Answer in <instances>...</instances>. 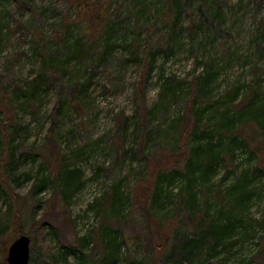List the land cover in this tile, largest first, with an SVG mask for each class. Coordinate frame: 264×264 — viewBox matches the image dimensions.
<instances>
[{
    "label": "rangeland",
    "instance_id": "rangeland-1",
    "mask_svg": "<svg viewBox=\"0 0 264 264\" xmlns=\"http://www.w3.org/2000/svg\"><path fill=\"white\" fill-rule=\"evenodd\" d=\"M75 1L0 0V109H5L1 98L8 101L10 89L20 87L11 112L0 114L6 193L0 199V264H9L16 214L22 233L31 238L29 264H104L99 204L115 185L123 200L121 221L111 211L108 221L122 244L117 264H151L136 206L129 205L131 194L148 178L150 164L134 150L152 157L159 150L182 154L194 144L184 133V115L194 77L209 66L214 74L196 107L224 101L233 89L238 99L250 86L264 93V0H182L188 7L178 21L168 12L167 0H82L77 6ZM97 12L110 18L113 32L97 35L96 46L86 54L70 56L74 43L92 28L80 19ZM50 61L58 66V81L45 77ZM74 86L76 108L59 114V97L67 101ZM209 115L217 117L206 112L203 119ZM143 130L149 133L144 143ZM258 132L247 127L243 133ZM9 134L16 137L13 143ZM63 162L82 172L73 183L81 187L72 194L59 183ZM258 163L264 166V150L255 159L238 149L231 162L220 161L206 183L213 219L234 228L216 259L203 249L194 264H256L264 254V174ZM244 175L253 192L246 208L233 210L226 206L233 200L230 188ZM42 182L35 193L34 185ZM200 184L197 180L193 188L202 201ZM184 187L181 177L163 184L162 215L176 217ZM179 225L181 235L187 234ZM78 243L83 252L75 255L70 247Z\"/></svg>",
    "mask_w": 264,
    "mask_h": 264
},
{
    "label": "trees",
    "instance_id": "trees-1",
    "mask_svg": "<svg viewBox=\"0 0 264 264\" xmlns=\"http://www.w3.org/2000/svg\"><path fill=\"white\" fill-rule=\"evenodd\" d=\"M81 2L82 0H76V6ZM167 2L168 12L172 14L175 21H178L188 5L183 3L182 0H167ZM213 2L217 3L219 0H213ZM96 14L89 18L80 19L84 22L86 20L89 21L92 28L74 43L70 50V56L76 57L82 53L86 54L87 50L91 51L96 46L97 35L100 33L102 35V32L108 34L113 32L114 26L109 23L110 18H106L98 14V12ZM217 14L219 15V11ZM177 25L178 23H175V26ZM2 35V28H0V38ZM134 44L138 46V41L134 40ZM45 66L49 67V70L45 73L46 79L58 81V66H53L51 61L50 65L46 64ZM213 74L212 67H207L203 75L194 77L195 84L191 86V91L193 90L194 94L192 100L187 104L188 112L187 116L184 115L183 124L185 135L188 134L187 137L192 136L194 139L192 146L187 145L186 150L182 154L159 150L156 154H153L154 158H152L153 155L152 157L144 156L143 149L134 150V154H140L141 158L150 164L148 178H143L142 185L136 190L134 195L131 194L132 201L129 205L131 207L136 206L137 221L138 224H141L144 231L143 238L152 250L151 264H162L163 260H171L173 264H194L196 257L203 249H207L208 253L213 257L212 260L216 259L219 247H226L227 240L225 239L233 231L234 225L231 222L217 224L213 219L207 197L211 187L206 183L212 178L220 161L231 162L233 160L236 150L244 149L255 159H260V153L264 150V141L261 139L264 138V93L258 92L250 86L247 92L238 99V89H233L227 92V97L224 101L209 100L203 102V105L196 107L197 98L206 97L205 94L208 92L206 89ZM19 89L20 87L10 89L7 93L8 101L4 102L3 97L1 98L5 108L0 109L2 116L13 109L17 98L20 96ZM77 93L79 91L74 86L68 95L67 101H63L59 97V104L56 108L59 114L69 107L76 108L77 105L74 102L77 100L75 97ZM206 112L217 114V117L212 120L209 115L204 120L203 116ZM218 117L219 119H217ZM175 126L177 127L179 124L173 125L171 128L173 129ZM125 127L127 128L126 123ZM247 127L259 130L258 134L252 136L244 135L243 132H245ZM120 129L125 130L124 127H120ZM136 130H139L138 126H136ZM7 132H9V129H7ZM147 136H149V133L143 130L141 137L143 143ZM7 137L11 140V143H13L12 140L15 141L16 139L13 134H9ZM126 154L127 151L123 153V155ZM258 170L264 174V166H259V163ZM58 174H61L59 183L61 182L63 185L64 191L69 190V193L72 194L81 187V184H73L82 175L80 169L71 168L68 163L63 162ZM180 177L185 178V187L177 196L178 214L175 218H168L162 215L160 213V211L163 213L162 209L158 208L160 207L158 205L160 192L163 190L165 182L172 184ZM197 180L201 182L200 191L204 196L202 201H199L198 195L193 188ZM3 181V172L0 168V199L6 198L2 185ZM248 183L249 178L244 175L243 179H239L233 184L232 188H230L233 200L226 206H230L233 210L247 207L249 197L253 192V190L248 189ZM43 187L44 182L39 185L35 184L33 190L37 193ZM220 192L222 191L218 190V195ZM120 195V186L115 185L103 201L104 205L99 204L101 206L99 213L103 216L100 226L101 236L106 237L104 243L106 252L103 259L104 264H117L122 250V244H120L116 236H113L114 232L117 231L112 229L113 226L108 221L109 211L116 214L118 222L121 221L123 200ZM219 198L224 200L226 197ZM179 224L185 225L187 234L181 235ZM11 226L14 236L12 241H14L19 235L24 234L22 233L19 214L15 215ZM0 236L2 235L0 234ZM82 242L83 244H88L86 240H82ZM82 249L83 245H80V243L70 247V251L75 255L82 253ZM95 249L96 247L92 250L94 251ZM216 264H219V262H216ZM256 264H264V254L260 256V260Z\"/></svg>",
    "mask_w": 264,
    "mask_h": 264
},
{
    "label": "water",
    "instance_id": "water-1",
    "mask_svg": "<svg viewBox=\"0 0 264 264\" xmlns=\"http://www.w3.org/2000/svg\"><path fill=\"white\" fill-rule=\"evenodd\" d=\"M31 238L27 234L19 235L8 248L6 260L9 264H29Z\"/></svg>",
    "mask_w": 264,
    "mask_h": 264
}]
</instances>
